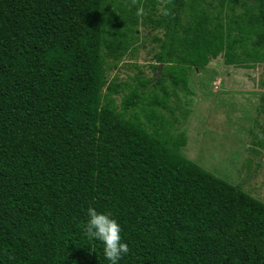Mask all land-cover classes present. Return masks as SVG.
<instances>
[{"label":"trees","instance_id":"obj_1","mask_svg":"<svg viewBox=\"0 0 264 264\" xmlns=\"http://www.w3.org/2000/svg\"><path fill=\"white\" fill-rule=\"evenodd\" d=\"M158 1L0 0V264H111L90 206L121 227L117 264H264V204L183 157L155 111L173 115L191 68L264 62V0H162L152 17ZM211 3L241 11L180 23ZM146 25L163 31L154 76L108 80Z\"/></svg>","mask_w":264,"mask_h":264},{"label":"rangeland","instance_id":"obj_2","mask_svg":"<svg viewBox=\"0 0 264 264\" xmlns=\"http://www.w3.org/2000/svg\"><path fill=\"white\" fill-rule=\"evenodd\" d=\"M164 4L162 0L157 2L155 13L150 12L152 17L163 14ZM200 9L211 18L217 17L224 26L231 15L241 11L236 6L232 10L227 6L217 8L215 3L190 5L181 13L180 23L186 25L190 16ZM137 36L130 58H123L113 69L108 62V80L126 82L134 87V79L154 76L150 65L159 50L163 31L146 25L138 27ZM263 82L264 62L225 65L218 56L203 68L188 71L187 88H178L176 98L170 97L166 103L173 115L167 110L155 111L167 122L173 117L176 119L173 135H180L184 140L183 146L179 147L183 157L231 185H240L241 191L264 204ZM148 87L145 99L151 93H159L151 88V83ZM120 95L119 92L114 97L116 104ZM185 110L188 113L182 119ZM138 114L145 124L147 120L143 114Z\"/></svg>","mask_w":264,"mask_h":264},{"label":"clouds","instance_id":"obj_3","mask_svg":"<svg viewBox=\"0 0 264 264\" xmlns=\"http://www.w3.org/2000/svg\"><path fill=\"white\" fill-rule=\"evenodd\" d=\"M88 221L83 225L88 240H98L104 245L105 258L117 264L122 256L129 254L128 244L121 242V227L111 214L98 213L93 207L87 209Z\"/></svg>","mask_w":264,"mask_h":264}]
</instances>
